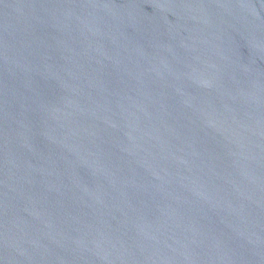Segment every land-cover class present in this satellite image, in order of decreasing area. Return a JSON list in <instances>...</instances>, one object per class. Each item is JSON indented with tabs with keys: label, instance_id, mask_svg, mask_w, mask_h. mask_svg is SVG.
<instances>
[{
	"label": "water",
	"instance_id": "1",
	"mask_svg": "<svg viewBox=\"0 0 264 264\" xmlns=\"http://www.w3.org/2000/svg\"><path fill=\"white\" fill-rule=\"evenodd\" d=\"M0 264H264V0H0Z\"/></svg>",
	"mask_w": 264,
	"mask_h": 264
}]
</instances>
